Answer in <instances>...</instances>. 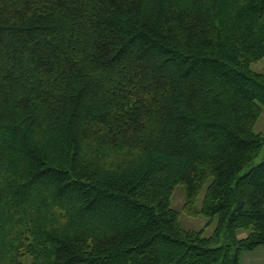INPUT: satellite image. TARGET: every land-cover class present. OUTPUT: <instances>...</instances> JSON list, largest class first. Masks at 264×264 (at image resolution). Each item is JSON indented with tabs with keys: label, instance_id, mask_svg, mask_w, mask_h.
Here are the masks:
<instances>
[{
	"label": "trees",
	"instance_id": "16d2710c",
	"mask_svg": "<svg viewBox=\"0 0 264 264\" xmlns=\"http://www.w3.org/2000/svg\"><path fill=\"white\" fill-rule=\"evenodd\" d=\"M262 59L264 0H0V264L264 247Z\"/></svg>",
	"mask_w": 264,
	"mask_h": 264
},
{
	"label": "rangeland",
	"instance_id": "374dc122",
	"mask_svg": "<svg viewBox=\"0 0 264 264\" xmlns=\"http://www.w3.org/2000/svg\"><path fill=\"white\" fill-rule=\"evenodd\" d=\"M251 70L253 73L264 75V59L259 61L258 63L252 65ZM262 115L255 127V133L261 134L264 137V108L262 109ZM264 159V149L262 150L260 156L254 161L253 165L260 164ZM203 195H201L197 208L200 209ZM185 204V191L184 188L179 186L175 189L173 197L171 199V208L180 213V226L183 230L187 231H202L204 230L205 237H211L214 234V231L217 227V220L210 226L207 227L208 219L202 215L198 217H189L183 213V208ZM247 236V233H241L239 238H244ZM260 251H264L262 248ZM246 252H243V260L246 262ZM243 262V261H242Z\"/></svg>",
	"mask_w": 264,
	"mask_h": 264
},
{
	"label": "crops",
	"instance_id": "0c3cea01",
	"mask_svg": "<svg viewBox=\"0 0 264 264\" xmlns=\"http://www.w3.org/2000/svg\"><path fill=\"white\" fill-rule=\"evenodd\" d=\"M262 248H258L252 252H246V262L243 260V253L240 254V262L241 264H264V251H260ZM243 261V262H242Z\"/></svg>",
	"mask_w": 264,
	"mask_h": 264
}]
</instances>
